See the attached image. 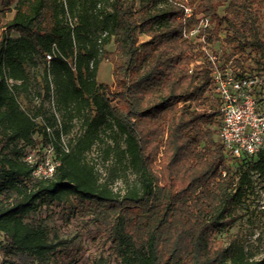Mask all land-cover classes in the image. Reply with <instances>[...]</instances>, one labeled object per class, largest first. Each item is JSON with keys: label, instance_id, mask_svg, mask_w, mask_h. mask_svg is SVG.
<instances>
[{"label": "trees", "instance_id": "16d2710c", "mask_svg": "<svg viewBox=\"0 0 264 264\" xmlns=\"http://www.w3.org/2000/svg\"><path fill=\"white\" fill-rule=\"evenodd\" d=\"M263 8L264 0H0V264H80L36 217L43 209L101 242L106 254L88 264H264L238 237H218L257 185L264 192V146L235 158L225 151L202 48L223 40L224 62L264 71ZM201 17L209 27L185 38ZM102 61L113 88L97 80ZM48 147L58 164L36 177ZM94 148L97 159L88 157Z\"/></svg>", "mask_w": 264, "mask_h": 264}, {"label": "built area", "instance_id": "2783aa9c", "mask_svg": "<svg viewBox=\"0 0 264 264\" xmlns=\"http://www.w3.org/2000/svg\"><path fill=\"white\" fill-rule=\"evenodd\" d=\"M190 14V8H184V15ZM210 25L207 17H201L198 25L185 38H192ZM198 41L203 44L204 39ZM207 61L211 64V81L219 103L220 126L218 138L227 154L232 157L254 155L264 146V71L241 73L232 59L224 62L220 54L203 45ZM51 54H46L47 62ZM29 163L35 162V156L27 154ZM57 160L53 157L52 147H48L44 156L35 164L33 175L49 177L53 174Z\"/></svg>", "mask_w": 264, "mask_h": 264}, {"label": "rangeland", "instance_id": "374dc122", "mask_svg": "<svg viewBox=\"0 0 264 264\" xmlns=\"http://www.w3.org/2000/svg\"><path fill=\"white\" fill-rule=\"evenodd\" d=\"M262 19L260 22L259 33L260 38L264 42V8L262 11ZM11 14L3 17L2 21L5 22L10 18ZM4 32V28L0 26V37ZM12 34H14L12 32ZM223 38V35H221ZM140 39L143 36L140 35ZM109 49H112V44H109ZM210 50L217 54L228 53L230 47L227 46L223 40L217 42ZM261 67V66H260ZM260 67L252 61L250 66H247L246 71H257ZM97 80L106 83L113 88V75L112 65L107 61H102L99 65L97 72ZM21 106L26 108L27 104L23 99H20ZM77 130V126L69 135ZM99 150L94 148L89 154V158L97 159ZM28 154L36 156L35 151ZM40 214H36L39 220H42L52 232L56 233L59 237L68 240L70 249L81 257L80 264H88L91 257L97 256L99 253L104 252L101 242L94 237L90 231L82 227V223L75 219L67 221L59 209H43ZM237 220L225 231L218 234L220 238L238 237L247 243L251 250L256 254V257H264V192L257 185L254 193L250 196L247 207H240L234 211Z\"/></svg>", "mask_w": 264, "mask_h": 264}]
</instances>
